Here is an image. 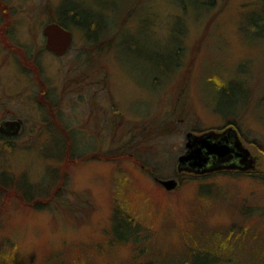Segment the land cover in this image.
Segmentation results:
<instances>
[{"label": "rangeland", "instance_id": "1", "mask_svg": "<svg viewBox=\"0 0 264 264\" xmlns=\"http://www.w3.org/2000/svg\"><path fill=\"white\" fill-rule=\"evenodd\" d=\"M80 1L106 23L93 41L71 26V12L60 7L68 0H21L23 43L36 46L46 68L57 120L45 126L44 136L24 135L14 153L0 154V173L8 170L29 185L44 183L33 203L19 199L0 209V242L27 257L23 264H182L192 235L203 249L214 242L210 232L242 225L244 211L256 212L249 238L264 230V181L252 175L264 172V152L252 143L264 144V38L249 42L240 30L242 17L258 0H216L213 8L200 10L175 0H69L74 6ZM62 16L74 41L66 55L56 57L42 50L43 26ZM177 50L175 66L163 68L166 56L160 55ZM212 74L242 81V89L233 88L219 103L207 79ZM34 87L29 78L20 81L27 99ZM29 101L22 103L23 119L28 126L42 125L49 111ZM229 120L255 167L245 175L235 170L179 175L186 134L221 130ZM29 129L35 136L40 132ZM66 134L73 139L69 158L62 156ZM80 156L95 157L78 161ZM72 159L76 163L65 171ZM117 174L130 178L135 189L137 216L146 229L137 243L117 242L111 234ZM155 176L176 178L180 185L168 191ZM201 185L211 186L208 201L199 198ZM232 237L242 245L258 244L239 232ZM243 246L228 264H264V249L253 248L256 257Z\"/></svg>", "mask_w": 264, "mask_h": 264}, {"label": "trees", "instance_id": "2", "mask_svg": "<svg viewBox=\"0 0 264 264\" xmlns=\"http://www.w3.org/2000/svg\"><path fill=\"white\" fill-rule=\"evenodd\" d=\"M179 6L183 8H198L200 9H210L213 8L216 4V0H175ZM62 10L64 11H70L71 12V26L78 27L80 29H83L86 31V35H88V38L92 40L96 37V34L98 32V28L101 29V27H105L106 23L105 20L102 18V14L94 12L90 7L86 6L82 1L79 2L78 5L73 4V2H64L62 6H60ZM66 17L62 16L61 19L57 20L62 25L67 27L70 26V23L65 20ZM242 25L240 26V30L242 34H244L245 39H247L249 42L258 41L264 38V0H258L255 7H251L246 14L242 17ZM68 23V25H67ZM70 26V27H71ZM108 26V25H107ZM93 41V40H92ZM178 53H180L178 50L173 54H164L160 55L161 57L166 56L162 60L163 63H161L162 67L165 68L168 63V67L171 65L175 66V57H178ZM159 56V57H160ZM168 61V62H167ZM210 82V87L213 89V92L216 93L215 98L218 99V102L222 103L223 99L227 97L232 89L238 88L242 89V81L238 80H232V81H226L223 77H221L219 74H212L207 78ZM214 101V100H213ZM235 102V100H234ZM234 102L232 103L234 105ZM260 106L262 107V115L264 116V95L260 99ZM218 108V107H217ZM221 109V108H220ZM227 127L233 124L231 120H229ZM62 128H64L61 125ZM226 127V128H227ZM66 129V128H64ZM67 130V129H66ZM65 133H67V131ZM70 133V132H69ZM67 136V134H66ZM69 145L66 146V143L62 141V143L65 144V146L62 148L64 151L62 152V156L65 157H72L73 152V139L68 136L65 139ZM253 144L258 145L259 148L264 152V144L257 142V140L252 141ZM6 145V152L7 153H14L18 147V144L15 142H8ZM51 149L49 148L47 152L51 153ZM54 149H52V153H54ZM61 156V157H62ZM96 156V155H95ZM95 156H80L78 158V161H83L86 158H91ZM63 158V157H62ZM96 158L101 159L99 156H96ZM108 161H111L114 159L113 155H107L106 156ZM68 160L67 164L65 165V171L67 168L73 164H75L76 160ZM63 168V170H64ZM220 171H228L229 170H220ZM233 171V170H232ZM237 172H234V174H242L245 175L251 170H235ZM219 172V171H218ZM215 171V173H218ZM67 174V172H66ZM66 174H63V180L65 181L68 176ZM180 173L179 175H181ZM196 177H205L208 175H211V172L208 174H196L193 173ZM250 174V173H249ZM258 172H252V175L255 176L257 179H262L264 181V172L258 176ZM117 181L116 184L113 186V214L111 218L112 226H111V234L114 236V240L117 242H127L129 240H134L133 242L137 243L139 240H141L145 234L144 231L146 230L143 224V221H141L137 216V210L135 207V200L133 199L135 189L134 187H130L131 183L129 180L130 178L124 177L122 174H117ZM261 177V178H260ZM180 182V181H179ZM44 183H39V185H29L28 182H26L24 179L23 181L21 179L13 178V176L6 170L5 172L0 173V196H3V192H5V196H3L4 201H2V204L0 203V209H3V206L8 203L9 201L24 200L25 203L32 202L36 200L37 193L42 192V186ZM180 185V184H179ZM179 187V186H178ZM177 189V188H176ZM175 189V190H176ZM174 191V190H173ZM199 198L201 201H208L209 198H212L213 193L211 191V186H200L199 189ZM36 193V194H35ZM43 193V192H42ZM10 204V203H8ZM48 204V203H47ZM7 205V204H6ZM46 205V204H43ZM263 212H260V216H264V209H262ZM250 212H242L243 217L245 218L244 223L242 225L240 224H234L231 226H228L229 228H226L224 230V227L215 229L213 232H210L212 235V238H214L213 243H204L205 248L201 249L200 246L197 244L198 239H196L195 236H191L190 240L186 243L187 248L191 252L189 255V258L187 260H184L182 264H228L231 263L234 259H238L239 257H235L238 254V251H240L243 247H246L253 256H256L254 253V250H261L264 249V230L262 228H258L255 233L252 234V238H249L247 236L248 234L251 235V233L248 231L251 229L252 226V218L256 216V212L251 211ZM258 212V210H257ZM252 222V223H251ZM251 223V224H250ZM199 231L200 228L196 227ZM209 232V231H207ZM235 232H239L240 236H243V239H250L253 240L257 238L258 244H252V243H244L242 245V240H239L237 242L231 241L233 239L232 236H234ZM260 232L263 233L260 234ZM114 242V241H113ZM5 247V248H4ZM254 248V250H253ZM9 247L5 246L3 242H0V264H23L26 262L27 257L19 256L15 253V250H10ZM140 250L143 251V248ZM249 253V252H248ZM259 253V251H258ZM244 253H242L243 255ZM241 255V257H242ZM264 258V254H261ZM257 257V256H256ZM241 260V258H240ZM262 260V259H261ZM260 263H262L260 261ZM28 264V263H26ZM147 264V263H145Z\"/></svg>", "mask_w": 264, "mask_h": 264}, {"label": "flooded vegetation", "instance_id": "3", "mask_svg": "<svg viewBox=\"0 0 264 264\" xmlns=\"http://www.w3.org/2000/svg\"><path fill=\"white\" fill-rule=\"evenodd\" d=\"M21 6V0H0V154L5 153L7 141L18 144L24 135L29 139L40 138L44 136L45 126L53 125L57 120L54 118L55 101L49 89L50 80L46 75V68L40 60L39 54H35L38 51L36 46L29 48L23 43L22 29L24 24L22 23L23 8ZM48 23L43 26L45 43L42 50L56 56L46 46L47 36L44 33V28ZM35 27L37 24L31 23V30H34ZM71 47H69V51ZM7 77L16 83L13 85L7 82ZM23 78L26 80L29 78L36 85V89L34 87L31 97L28 99L20 91V81L22 82ZM12 88H14L13 92ZM24 100L27 102L30 100L29 102H33L32 104L35 103L41 109L49 111L48 115L43 113V119H40L42 125L35 123L28 126L27 119L25 121L21 114V106ZM30 127L33 132L40 129L39 134L35 136L29 133ZM47 137L48 135L45 138Z\"/></svg>", "mask_w": 264, "mask_h": 264}, {"label": "water", "instance_id": "4", "mask_svg": "<svg viewBox=\"0 0 264 264\" xmlns=\"http://www.w3.org/2000/svg\"><path fill=\"white\" fill-rule=\"evenodd\" d=\"M47 49L57 55L69 51L74 40L73 31L59 22L48 23L44 28ZM238 129L230 126L224 130H208L202 133L186 134V150L178 158L180 173H209L222 169L249 170L255 167L250 149L244 145ZM157 181L168 191L175 190L180 182L176 178Z\"/></svg>", "mask_w": 264, "mask_h": 264}]
</instances>
